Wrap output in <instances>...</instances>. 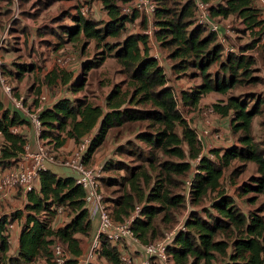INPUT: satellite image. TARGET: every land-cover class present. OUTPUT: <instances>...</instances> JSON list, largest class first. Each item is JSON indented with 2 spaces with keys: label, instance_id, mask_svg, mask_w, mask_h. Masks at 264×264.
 <instances>
[{
  "label": "trees",
  "instance_id": "16d2710c",
  "mask_svg": "<svg viewBox=\"0 0 264 264\" xmlns=\"http://www.w3.org/2000/svg\"><path fill=\"white\" fill-rule=\"evenodd\" d=\"M100 1L106 19L94 20L79 12L70 14L72 23L60 26L62 35L70 41L92 39L104 46L100 60L107 54L113 56L124 79L104 94L103 104L75 95L52 98L54 102L40 110L38 138L57 154L67 139L77 143L90 134L83 154V161L88 162L109 130L138 123L141 126L133 137L114 148L115 155H127L133 162L116 157L102 164L104 171H124L118 178L104 177V181L118 185L113 198L103 196L112 218L124 220L135 205H140L131 229L141 243H147L162 236L163 229L172 228L179 211L188 206L184 229H178L167 245L174 264H264V198L258 200L259 194L264 195V148L252 130L262 98L256 97L248 105V94H226L234 87L259 83L261 79L252 74L256 57L247 53L258 46L264 33V18L256 0H217L210 4L214 20L233 17L252 36L239 46L238 52L228 53H224L215 31L196 22L194 0H156L154 37L164 64L169 60V71L176 76L189 71L200 78L190 88L180 89L178 95L168 70L165 72L149 53L147 36L127 26L131 17L121 11V5L131 0ZM131 14L136 16L138 11ZM107 37L115 40L105 41ZM256 50L258 55L264 53V40ZM95 63L83 61L82 72L76 77L71 71L53 69L45 80L76 93L84 86L86 71ZM215 63L217 68L210 70ZM6 65L2 73L8 72L16 79L36 69L25 62H13L14 68ZM212 92L226 94L211 105L218 117L226 118L232 143L209 148L214 155L210 158L201 153L195 128L182 114L179 103L195 112L203 105V97ZM24 124H28L26 117L0 96L1 167L9 166L22 152L26 134L10 128ZM234 160L240 164L231 166ZM247 162L254 163V174L247 180L235 181L234 176L245 169ZM192 171L186 196L185 179ZM223 181L234 185L236 195L244 199L247 208H240L237 196L227 191ZM16 189L22 192V208L0 214V264H52L51 248L56 241L69 253L68 264H76L83 254L79 235L92 234L94 222L85 205V191L75 176L45 168L39 172L35 188L24 191L17 185L11 194ZM57 206L63 207V213L57 211ZM14 223L18 225L17 237ZM9 236L14 238L13 246ZM99 241L96 253L109 264H122L117 245L104 236Z\"/></svg>",
  "mask_w": 264,
  "mask_h": 264
},
{
  "label": "rangeland",
  "instance_id": "374dc122",
  "mask_svg": "<svg viewBox=\"0 0 264 264\" xmlns=\"http://www.w3.org/2000/svg\"><path fill=\"white\" fill-rule=\"evenodd\" d=\"M215 1L217 0H209L208 2L211 4ZM81 2L85 3L89 8V18L94 20L107 18L106 11L104 10L100 0H0L1 61L5 67L7 66L6 64L12 66L13 62H25L34 64L36 68L33 72L26 71L20 79L14 78L13 75H7L8 72L3 74L7 81H9V83L13 86L14 94L22 96L24 106L32 104L33 101L36 100V97L39 94L38 92L40 91H43L47 95V101H50L56 96L65 94L68 96L75 95L85 97L91 102L103 104L104 94L113 86V84L124 79V73L121 71V66L113 56L107 54L103 60H100L101 56L104 55L102 53L104 52V46L96 44V42L92 39H78L70 41L62 35L60 26L72 23L69 15L78 13V5ZM175 2H179V0H175ZM256 4H258L257 1ZM215 19L221 26L231 30L232 35L229 37V43H232L234 46V52H238L239 46L247 43L251 39L252 36L248 31H246L247 29H244V26H242L233 17H228L227 19L215 17ZM152 39L153 40L150 41V45L154 46V35L152 36ZM114 40L115 39L111 37H107L105 39V41L109 42ZM263 40L258 42L259 44L256 48L249 49L247 51V53H251L256 57L255 63L252 67V74L259 75L261 78L260 82L241 84L229 90L226 94H239L244 92V95L248 94L247 96H249L248 105L252 104L256 97L262 98L259 105L260 112L255 115L253 119L252 130L255 139L261 142V147L264 148V53L262 55H258L256 50L259 48ZM83 61H90L91 63L95 61L96 63L86 71V74L84 75V86L76 93L72 94L70 91L67 92L66 87L62 84L56 85L46 82V74L53 69H64L71 71L73 77L78 76L82 72ZM169 64L170 61L167 60L165 65L168 71H166L170 77V81L174 84L173 88L177 95L179 94L180 89H188L190 86L200 82V78L198 76L188 74L189 71L186 73H177L178 76H176L175 73L169 71ZM12 68H14V65ZM216 68L217 64L215 63L210 67V70H214ZM3 69L6 71V68ZM262 80L263 82L261 83ZM174 81H177V83ZM226 94L218 92L209 93L203 97L201 103L204 106L211 104L212 102H216L222 97H225ZM0 96L3 97L1 91ZM3 100L7 104V100L4 97ZM179 107L184 116H191V121L195 122L202 128H208L211 131L221 130L226 138L230 137L229 140L232 143V136L227 128L228 122L226 118L213 116L211 124H205L198 113L190 112L187 108L182 107L180 103ZM140 126L141 125L138 123H130L121 127L112 128L109 130L104 142L95 150L88 162L84 161V163L87 166L100 167L106 160L116 157L132 163V159L127 155H115L114 148L118 143L124 142L125 139L132 138L135 131ZM21 129L30 130L34 135V128L31 124H26V127H21ZM216 142L217 144H221L219 141ZM65 144L64 148L61 151L59 150L60 154H70L75 147L74 142L68 145ZM239 164V161L234 160L232 161L231 166ZM66 168H68L73 175H76V170L70 167ZM0 169L3 170L1 165ZM101 170L100 182L103 196L113 198L115 194H117L118 185L104 181V177L115 176L118 178L124 173V171ZM254 172V163L247 162L245 169L234 176L235 181L240 182L242 180H247L251 174H254ZM223 185H225V188L230 194L237 196L236 201L241 209L247 208L248 204L244 203V199L236 195L234 185L225 181H223ZM18 189L15 190L16 192L14 194L10 193L5 197L0 196V214L4 213V211L11 213L17 208H22L24 200L19 197L22 192ZM252 194L253 193H249L247 195ZM211 196L212 194L206 197L204 203L205 205H208ZM245 197L246 196L244 195V198ZM263 198V194L258 195V200ZM187 209L188 206L187 208L185 207L182 209V212H180V210V214L172 228L163 229L162 231L164 234H162V236H158L157 239H161L166 232L173 229L183 215H186ZM93 222L94 229L92 230V234L86 236L79 235L81 237V246L83 249V254L78 257V261L80 263H82V261L86 258L92 245L96 226V222ZM14 224L16 229L18 225L16 223ZM134 248L130 246H125L123 248L124 256H128L130 260L127 263L122 260V264H140L142 256L136 247ZM90 264L109 263L105 258L99 256L98 253H95L90 258ZM153 264L162 263L154 262Z\"/></svg>",
  "mask_w": 264,
  "mask_h": 264
},
{
  "label": "built area",
  "instance_id": "2783aa9c",
  "mask_svg": "<svg viewBox=\"0 0 264 264\" xmlns=\"http://www.w3.org/2000/svg\"><path fill=\"white\" fill-rule=\"evenodd\" d=\"M260 8V16L264 18V0H256ZM195 4V20L198 24L205 25L209 30L215 31L218 40L224 46V53L234 52L235 48L232 43H229V37L232 35L231 30L221 26L216 20L210 15V7L208 1L194 0ZM156 6V0H131L128 3L121 5V11L131 17L127 22V26L132 32H141L147 36L148 45L150 47L149 53L154 56L160 65H162L166 72V65L164 64V58L157 48V42L154 40V46L150 45L152 36L154 35V11ZM91 10V9H90ZM133 10H137L138 14L133 16L131 14ZM78 12L88 17L89 8L85 3L78 5ZM264 39V33L262 39ZM3 62L0 59V91L3 97L7 100V105L20 111L23 116L28 120V124H31L34 128V135L37 138L36 145L32 148L30 143L27 141L23 146V150L19 157L14 160L9 166L0 169V196L5 197L10 194L17 185L22 186L24 191L35 188L38 174L41 170L48 168L49 164H58L66 166L76 170L75 181L80 184L85 191V205L88 209L89 217L96 222L95 233L93 236L92 245L86 258L80 263L76 264H89L90 258L96 253L100 241L99 237L104 236L111 244H116L120 251L121 260L126 263L129 262L130 258L124 256L123 248L136 247L140 252L142 259L140 264H153L154 262L162 264H174L170 254L167 251V245L170 243L173 235L178 229H184L183 220L185 216L179 220L173 229L165 233L161 239H156L147 243H141L135 236L131 229V222L135 216L140 212V205H135L132 213L129 217L124 220H114L106 207L104 202L103 193L101 190L100 172L102 166H87L83 161V154L86 151L88 143L90 142V134L85 135L81 140L75 143L74 149L70 154H55L53 151H49L47 147L38 138L40 131V110L47 106V95L40 91L36 97V100L32 104L24 106L22 96L14 94L13 86L7 81L2 73ZM57 97V96H56ZM198 113L200 118L205 124H211L213 116H217V112L211 104L201 105V107L195 111ZM190 125L195 128L196 137L200 143L202 149L201 153L208 154L210 158L214 155L208 152L209 148L217 145H228L230 144L229 138H226L221 130L211 131L208 128H202L195 122L191 121V116H184ZM25 125V126H24ZM23 126H11L12 132H18L23 129ZM229 136V134L227 133ZM225 140V142H224ZM216 141L221 142L217 144ZM3 138L0 132V150L2 147ZM185 179L184 192L188 195V189L191 184L192 173ZM57 211L63 213V207L57 206ZM52 223H55L53 220ZM8 242L11 246L15 244L14 238L9 236ZM52 264H68L70 260L69 253L65 250L60 242H54L52 244ZM135 249V248H134Z\"/></svg>",
  "mask_w": 264,
  "mask_h": 264
},
{
  "label": "crops",
  "instance_id": "0c3cea01",
  "mask_svg": "<svg viewBox=\"0 0 264 264\" xmlns=\"http://www.w3.org/2000/svg\"><path fill=\"white\" fill-rule=\"evenodd\" d=\"M60 96V95H59ZM58 96V97H59ZM62 96V95H61ZM56 98V97H55ZM54 102V99L52 100H50L49 101V103L47 104V105H51L52 103ZM25 126V125H24ZM21 132H23V133H25L26 134V136H27V141L30 143V146L33 148L35 145H36V141H37V138L35 137V135H33L32 133H31V131L30 130H27V129H25V130H21ZM71 141V142H70ZM67 142V143H66ZM65 143L68 145V144H70V143H73L74 141L72 140V139H67V141H66ZM65 144V145H66ZM75 144V143H74ZM64 148V145L62 146V147H60V151L62 150ZM48 168H50V169H52L54 172H56V173H58V174H60V175H73L72 173H71V171L68 169V168H66V167H62L61 165H58V164H49L48 165ZM75 176V175H74ZM13 233H14V235L17 237V235H18V230L16 231V229H15V231H13Z\"/></svg>",
  "mask_w": 264,
  "mask_h": 264
}]
</instances>
